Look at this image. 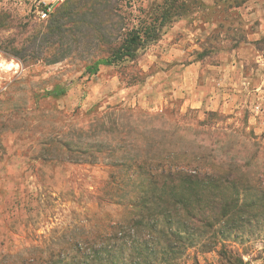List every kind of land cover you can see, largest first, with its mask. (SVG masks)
Segmentation results:
<instances>
[{"label": "rangeland", "instance_id": "1", "mask_svg": "<svg viewBox=\"0 0 264 264\" xmlns=\"http://www.w3.org/2000/svg\"><path fill=\"white\" fill-rule=\"evenodd\" d=\"M41 1L0 0V66L14 65L0 68V264H76L74 252L60 254L63 242L83 232L98 248L108 222L123 236L109 244L117 260L101 264H264V211L229 231L174 223L171 237L162 217L154 229L151 207L116 204L110 184L164 162L171 172L207 173L168 183L194 192L213 169L238 166L264 194V0H76L90 34L61 46L42 43ZM162 7L170 18L159 40L133 60L87 71ZM80 129L78 144L97 161L42 160L43 148L57 140L63 149ZM128 157L144 169L126 172ZM140 217L138 228L125 223Z\"/></svg>", "mask_w": 264, "mask_h": 264}, {"label": "trees", "instance_id": "2", "mask_svg": "<svg viewBox=\"0 0 264 264\" xmlns=\"http://www.w3.org/2000/svg\"><path fill=\"white\" fill-rule=\"evenodd\" d=\"M162 8L163 10L157 17L139 22L137 27L127 32L122 44L117 49L109 52L107 58L100 59L89 66L87 71L95 74L98 71L99 65L111 66L133 60L146 45L159 40L161 30L169 22L170 18L169 9ZM82 12H84V6L81 3L79 4L78 2L76 4V0H63L47 18L49 28L42 34V38L44 39L42 43L46 44L49 41H54L58 46H61L69 38H75V36L87 37L90 34V28L88 24L82 22L80 18V13ZM76 43H78V40ZM103 44H107V42ZM48 95L54 96L52 93H48ZM55 95L62 94L55 92ZM75 135V142L67 141L63 149L57 140H53L51 143L54 144L53 146L51 145L42 149V154L44 155L42 160L47 161L55 157L63 162L76 163L82 161L93 163L97 161V156L94 154L95 151L91 150L93 149L90 148L91 146L89 147L86 143L78 144L79 139L82 136L86 137V134L80 129L78 132H75ZM59 144L63 150L62 154L61 156L58 154L54 156ZM114 155L113 151L109 153V157L111 158ZM254 156L252 154L251 160L254 159ZM127 159L131 162L126 164V172L133 167H135L133 170L144 169L145 162L132 160L133 157H128ZM148 167H150V172L144 171L143 176H138L137 178H132L128 173L126 177H123L124 175L118 177L119 180L113 176L110 177V184H116L117 188L114 191L118 199L115 203L132 208L141 207L140 209L143 212L144 210H150L149 207H151L152 211L155 212L151 220L154 223V229H156L159 218L162 217V219L168 222L170 230V234L168 235L171 237H177L178 235L177 230H173L172 228L174 223L178 228L186 224L189 227H194L196 224L200 226L203 223L209 229L214 227V223L218 225L223 224V228H227L224 231H229L230 229H240L243 225H248L254 220L258 223L261 217H263L260 213L264 211V194L257 187L250 185L249 180L245 178V173L238 166L229 169L225 173H223L222 169H213L214 172L212 171V175L207 178L206 185L199 186L194 192L174 190V185L168 188V183L173 181L174 178H181L182 182L192 185L195 184L192 182L195 178H199V176L204 178L207 173L195 170H191L195 171L193 175L190 173L183 174L179 171L177 173L171 172V166L164 162H161V164L157 162L151 166L148 165L147 169ZM122 177L126 179H120ZM237 178L245 180L240 189L234 185V181H238ZM229 186L231 191L227 192L226 188ZM164 189L173 191L171 197L164 193L153 195L155 191L162 192ZM180 215L185 220L181 219ZM141 216H143L142 211ZM173 216L175 217L172 218ZM142 220L143 217H140L135 221L125 220V223L129 224L128 226L131 228H138ZM114 227H116L115 222H108L104 225L102 232L96 236V239L99 240L96 243L98 248L90 247L89 236L80 232L71 241L66 240L63 242L60 254L67 251L74 252V258L78 259L76 264H101L105 259L107 261H115L117 258L112 252L117 251L111 248L109 244L111 241L120 240L123 235L120 231H116ZM111 229L114 230V233L110 232L112 231ZM159 234L163 235L161 231ZM82 246H86V248H82ZM86 250L92 251L91 257L83 254Z\"/></svg>", "mask_w": 264, "mask_h": 264}, {"label": "built area", "instance_id": "3", "mask_svg": "<svg viewBox=\"0 0 264 264\" xmlns=\"http://www.w3.org/2000/svg\"><path fill=\"white\" fill-rule=\"evenodd\" d=\"M62 2L63 0H42L35 6L36 16L40 21L47 20L48 16Z\"/></svg>", "mask_w": 264, "mask_h": 264}, {"label": "bare ground", "instance_id": "4", "mask_svg": "<svg viewBox=\"0 0 264 264\" xmlns=\"http://www.w3.org/2000/svg\"><path fill=\"white\" fill-rule=\"evenodd\" d=\"M14 67V65L13 64H5V63H1V66H0V68H3V69H7V70H9V68H13Z\"/></svg>", "mask_w": 264, "mask_h": 264}]
</instances>
